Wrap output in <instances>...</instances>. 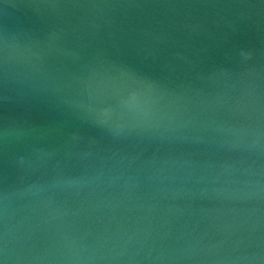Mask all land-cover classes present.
Listing matches in <instances>:
<instances>
[{"label":"water","instance_id":"obj_1","mask_svg":"<svg viewBox=\"0 0 264 264\" xmlns=\"http://www.w3.org/2000/svg\"><path fill=\"white\" fill-rule=\"evenodd\" d=\"M0 264H264V0H0Z\"/></svg>","mask_w":264,"mask_h":264}]
</instances>
